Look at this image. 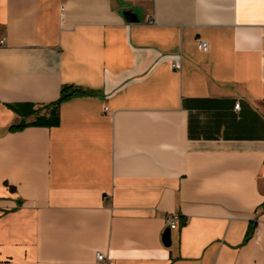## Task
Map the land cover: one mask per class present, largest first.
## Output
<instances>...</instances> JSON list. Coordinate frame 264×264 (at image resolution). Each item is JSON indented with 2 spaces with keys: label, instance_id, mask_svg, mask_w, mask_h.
Returning <instances> with one entry per match:
<instances>
[{
  "label": "crops",
  "instance_id": "0c3cea01",
  "mask_svg": "<svg viewBox=\"0 0 264 264\" xmlns=\"http://www.w3.org/2000/svg\"><path fill=\"white\" fill-rule=\"evenodd\" d=\"M1 38L0 264H264V0H0Z\"/></svg>",
  "mask_w": 264,
  "mask_h": 264
},
{
  "label": "trees",
  "instance_id": "16d2710c",
  "mask_svg": "<svg viewBox=\"0 0 264 264\" xmlns=\"http://www.w3.org/2000/svg\"><path fill=\"white\" fill-rule=\"evenodd\" d=\"M99 91L92 88H84L82 86H77L74 84H64L61 86L58 99L54 102V105H59L61 102L73 97V96H93L98 95ZM58 123L57 118L49 119L46 123ZM28 125V123L21 122L19 124H13L9 126V131L21 130L23 127ZM10 187V186H9ZM12 189V187H10ZM254 228V221H251L247 227V231L244 236V242L249 239Z\"/></svg>",
  "mask_w": 264,
  "mask_h": 264
},
{
  "label": "built area",
  "instance_id": "2783aa9c",
  "mask_svg": "<svg viewBox=\"0 0 264 264\" xmlns=\"http://www.w3.org/2000/svg\"><path fill=\"white\" fill-rule=\"evenodd\" d=\"M196 44H197L198 49H200L201 51H207L209 49V45H208L207 41L202 39V38H197L196 39ZM0 45H4V38L0 39ZM234 107L238 108L239 107V102L235 103ZM178 219H179V216L176 213L168 214L165 217L167 226L169 228H177ZM95 258L99 262H104L106 264H112V262L107 258V256H105L101 252H96L95 253Z\"/></svg>",
  "mask_w": 264,
  "mask_h": 264
},
{
  "label": "water",
  "instance_id": "95a60500",
  "mask_svg": "<svg viewBox=\"0 0 264 264\" xmlns=\"http://www.w3.org/2000/svg\"><path fill=\"white\" fill-rule=\"evenodd\" d=\"M122 14H123V16L127 22H138L139 21V18L137 16L136 12L129 7L123 8ZM162 241L165 245H169L171 243L170 228L169 227L165 228V230L162 234Z\"/></svg>",
  "mask_w": 264,
  "mask_h": 264
}]
</instances>
